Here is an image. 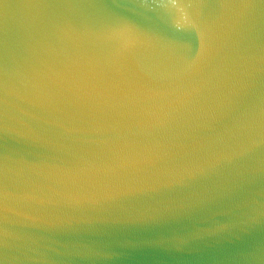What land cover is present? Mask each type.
I'll return each mask as SVG.
<instances>
[{"label": "water", "instance_id": "obj_1", "mask_svg": "<svg viewBox=\"0 0 264 264\" xmlns=\"http://www.w3.org/2000/svg\"><path fill=\"white\" fill-rule=\"evenodd\" d=\"M0 264H264V0H0Z\"/></svg>", "mask_w": 264, "mask_h": 264}]
</instances>
